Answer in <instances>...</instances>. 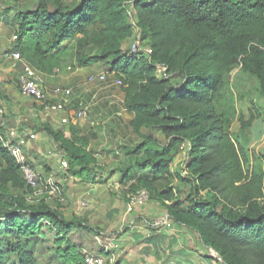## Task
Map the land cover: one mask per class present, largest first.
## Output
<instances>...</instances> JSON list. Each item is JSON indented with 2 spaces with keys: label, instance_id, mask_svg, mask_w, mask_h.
<instances>
[{
  "label": "trees",
  "instance_id": "1",
  "mask_svg": "<svg viewBox=\"0 0 264 264\" xmlns=\"http://www.w3.org/2000/svg\"><path fill=\"white\" fill-rule=\"evenodd\" d=\"M15 5L5 12L14 15L1 19L17 37L10 51L40 73L47 72L50 60L63 58L58 50L66 42H74L76 67L98 65L123 81L129 127L140 138L120 169L129 185L125 199L147 191L174 224L192 230L218 255L210 257L216 264H264V161L249 150L252 120L238 108L250 94L232 82L239 71L256 83L254 92L264 100V0H77L74 6L22 0ZM137 33L151 53L132 54ZM5 100L2 95L0 105ZM29 101L37 106L34 98ZM37 130L65 154L75 177L115 174L98 170L79 129L42 123ZM184 144L187 159L175 173V156ZM39 161L34 167L42 186L53 169L48 160L47 165ZM33 199L34 190L0 141V264H45L46 254L55 263L42 249L41 230L47 225L66 245L55 251L60 264H85L79 252L84 245L95 255H112L85 220L67 221L60 206Z\"/></svg>",
  "mask_w": 264,
  "mask_h": 264
},
{
  "label": "rangeland",
  "instance_id": "2",
  "mask_svg": "<svg viewBox=\"0 0 264 264\" xmlns=\"http://www.w3.org/2000/svg\"><path fill=\"white\" fill-rule=\"evenodd\" d=\"M14 1L16 2L17 7L21 6L22 0H0V31H5L7 33L10 41V47H13V44L16 40L13 39L14 34L10 33V31L5 28L4 20L1 19L4 15H7L5 14L6 10L14 6ZM64 1L70 3L71 6H74L77 3V0ZM13 15L14 12L8 14L7 16L11 17ZM139 38L141 39V34H137L135 36V39L132 40L131 47H133L134 44H137L139 47H141V49H145L147 44L137 41ZM72 57V54H67L61 59H52L48 62V64L46 65L47 72H45V74L47 75L43 74L44 79L47 82L46 87L50 89L56 87H73L77 90L79 88L80 91H76L75 95L80 99L82 97V91L88 92V95L95 94L99 97V99H101L100 104L101 106L103 105L102 109L99 111L97 110L100 105L99 104L97 107L90 109L86 119H75L74 122H72L68 126L63 127H59L57 124H52L45 120H43L42 122L41 119H34L31 113L37 110V106H34V103L32 101L30 102L29 98L24 99L18 104L19 106H21V110L16 109L17 106L14 107V105H12L10 102L11 95L13 94L12 92H15L14 90H16L19 95H22L19 91V87L17 86V79L21 72V68L19 67L20 64L10 62L4 65V68L0 69V71H5L1 72V79H5V82L8 81L9 84L13 86V88L17 89L4 91V86L2 87L3 89H1V96L6 94L10 97L8 101L5 100L7 103H5L4 105H0V107H2L5 112L2 121H5L6 129H3V133L5 135L6 132H10L12 130H15L16 132H19L20 130V132L22 133V131L28 130L32 133L37 134L35 140L31 138L28 140L27 149L29 150L31 158L33 159L30 162L37 164L40 162L39 158H41L47 165L48 158L44 157V155H46L47 157L51 156L52 159L56 160L55 162L51 163L50 166L58 167L59 162L56 157V154L58 153L56 151V144H54L53 141L49 140V138H47L45 135L41 136L39 134L41 132L37 130V125L41 126V123H48L51 127L63 131H69L73 128L79 129L80 137L86 140V149L91 150V153L93 155L99 154V157L96 158L100 167L98 170L101 171L104 169L108 172L113 171L117 175L114 177V179H111V177H109V180H99L101 179L99 176L100 173L97 172L98 174L96 173V176L98 178H96V176H93V179L90 180L95 183H99L97 185L99 187L97 188V191H100L99 193L102 194L100 200H102L101 204H103V207L100 209L93 208L94 206H96L97 202L92 195V198H82L78 203V207L76 206V208H74L69 202V191L70 186L73 189V187L76 185V181H71L69 179H62L61 181L65 189L63 201L57 199L47 200V198L46 201L49 204L51 203L54 208L55 206H60L61 213L67 221H71L75 217L85 220L90 227L95 229L94 231H98L100 232V234H102V238H98L101 237V235L97 234V237L96 234L94 235V237H96L95 240L99 242V245L104 246V248L109 250L108 252L113 251L114 253V251H117V249L119 248V245L125 242V239H128L122 238V235L124 233H126L128 230L132 231L133 226L136 227L139 225H143L155 227L156 223L159 222L166 211L160 204L157 205V203L148 202L147 205L138 207L133 212H128L129 200H125L123 198V192L126 191L127 188H124V190H122V188L120 187L118 182L120 181L118 174H120L121 166L124 167V163L128 158L127 154H130V152L133 151V148L140 141V138L136 134H134L132 128L129 127V122L132 116L123 112V101L125 95L124 91L122 87L119 86L107 87L105 86V84L88 85L89 83L87 82V80L90 75H97L105 70H103L98 65L90 66V69L84 70L82 68L75 67V62ZM1 62L2 61H0V65ZM29 64L33 65L32 63ZM52 68L57 69H55L53 72H49L50 70H52ZM8 73H12L13 75H9ZM110 79V81H112L114 78L111 77ZM232 82L234 83L235 87L243 92H248L250 94V96L243 103H238V108L239 110L243 109L244 113H246L247 119L252 120V127L249 130V150H254L256 152V156L258 158L260 157L261 161L263 162L264 100H262L261 97H259V95L255 94L254 92L256 83L253 80H250L247 76L239 73V71L236 72V76L233 78ZM71 108L74 110V108L76 107L71 106ZM121 111L123 113V116L119 119L115 118L116 113H119ZM28 116L31 117L29 118ZM25 119L27 122L23 123L22 125H18L15 123V120L24 121ZM237 124L238 123H235L233 125V131L237 130ZM156 137L161 143H167V140L165 139L161 131L156 130ZM81 138H78V140H80ZM37 141H40V143L35 144V142ZM43 143H46L47 145H44ZM33 153H37L38 156L33 155ZM187 153L188 145L184 144L181 147L180 153L175 156V161L173 163V172L177 173L182 171L183 164L187 159ZM260 165L257 167H260ZM262 167L264 168V163L262 164ZM60 178L61 177L59 176L56 177L57 180H59ZM104 182L106 183L104 184ZM86 185L88 186V184ZM68 188L69 190L67 192ZM95 188H93V190H95ZM90 189L92 191V188ZM43 199H45V197H43ZM150 206L152 208V211L150 210L151 208H149ZM112 208L117 209L119 213L117 215L114 214V216H112V218L110 219V217H107V214L111 213ZM94 211H96L97 213H95ZM48 226L49 225H47V227ZM47 227H44V229L41 230L40 239H44V244H46L42 245V249L44 250V252H48L50 256L54 255L53 257L54 261H56L55 263L60 264L58 255L57 253H55V251L65 250L66 245L58 243V241H61L62 238L59 237L55 231L51 230V227L50 229ZM116 239H123V242H120V244L117 245V243L114 242V240ZM79 252L82 255H85L87 253H92V255L94 254V252L90 250L87 245H84L82 247V251H80L79 249ZM113 253L112 255H114L116 259L117 257ZM210 253L212 252L210 251ZM41 263L55 264L49 263L47 254L44 256V258L41 259Z\"/></svg>",
  "mask_w": 264,
  "mask_h": 264
},
{
  "label": "built area",
  "instance_id": "3",
  "mask_svg": "<svg viewBox=\"0 0 264 264\" xmlns=\"http://www.w3.org/2000/svg\"><path fill=\"white\" fill-rule=\"evenodd\" d=\"M3 35L4 34L0 32V38L3 37ZM13 39L17 40V37L14 36ZM137 41L141 43L140 38ZM140 51H142L141 47H139L137 44H134L131 51L132 54L137 55ZM145 52L151 53V49L145 48ZM3 59L15 64H21V72L17 79L18 87L22 96L27 99L34 98L36 101L35 103L37 104V110L31 113L34 119H41L42 122L45 120L52 124H57L59 127L68 126L74 122L75 119H86L90 109H93L100 104L101 99H99V97L95 94L88 95V92L82 91L81 99L76 97L75 92L80 91L79 88L78 90L73 87H56L52 89L47 88V82L44 79V75L40 73L34 66L26 62L22 55L18 52L9 51L3 56ZM160 73H162V69L160 70ZM111 77L114 78L112 81H110ZM87 82L89 83L88 85L105 84L107 87L123 86V81L115 77V75H111L108 71H103L97 75H90ZM88 96H90V98H88ZM71 106L76 108L73 110ZM123 112L128 114L125 107L123 108ZM4 115L5 112L3 108L0 107V128L2 129L0 141L2 142V146L16 159L18 165L21 168L24 181L34 190V199H36V201H46L47 198V200L57 199L63 201L64 187L60 179L57 180L56 177L58 173H61L63 179L73 180V176L68 172L70 166L65 154L60 150L57 151L58 153L56 154V157L59 162V170L48 176L41 186L39 182L41 176L38 173L39 171L32 165L35 163L30 162L33 159L31 158L30 152L27 149L28 140L30 138L35 140L37 134L28 130H24L22 133L20 130L19 132L12 130L10 132H6L4 135L3 129H6V123L5 121H2ZM122 116V111L116 113V117L120 118ZM28 117L30 118L31 116ZM26 122V119L24 121L15 120V123L18 125H22ZM37 127L39 126L37 125ZM39 132H41L39 133L40 135H46L43 131ZM43 197H45V199H43ZM128 199V212H133L138 207H143L147 205L148 202H151L150 196L145 190L129 196ZM173 226L174 221L166 212L159 222L156 223V228L158 229H171ZM100 235L102 236V234ZM211 252L216 258H218V255L213 250H211ZM84 256L85 264H116L114 255L107 257L87 253Z\"/></svg>",
  "mask_w": 264,
  "mask_h": 264
},
{
  "label": "crops",
  "instance_id": "4",
  "mask_svg": "<svg viewBox=\"0 0 264 264\" xmlns=\"http://www.w3.org/2000/svg\"><path fill=\"white\" fill-rule=\"evenodd\" d=\"M0 32L4 34L3 37L0 38V61H2L0 65V69H1L5 67L4 65L10 63L8 61H5L4 60L5 58L3 59V56L7 52H9L12 49V47H10L9 44L10 41L7 36V33L5 31H0ZM74 45H75L74 42H66L58 50V52L62 54V57L66 56L67 54H72L73 56ZM72 58L74 60V56ZM82 69L83 70L90 69V67L82 68ZM1 72H5V71H0V88L3 89L2 87L4 86L3 89L4 91L17 89V88H13V86H11L8 81L5 82L4 81L5 79H1ZM8 74L11 75L12 73H8ZM14 91L15 92L11 91L13 93L11 95V98L6 94L4 96L8 97V99L10 98L11 104L14 105V107L17 106L16 109L21 110V106H19L18 104L27 98H25L22 95H19L16 92V90ZM102 107L103 105L101 106L100 104L97 110L98 111L101 110ZM41 136H44V134H41ZM39 143L40 141L35 142V144H39ZM43 144L47 145L46 143ZM44 157L48 158L47 160L49 161V163H53L56 161L52 159L51 156L47 157L46 155H44ZM96 157H99V154H96ZM51 169H53V172H57L59 170V166L58 167L51 166ZM120 174H118L120 180L118 181L119 185L122 188V190H124V188H127L126 189L127 191L129 185H127L124 182V175L122 174L120 175ZM58 176L60 177V173H58ZM99 176L101 178L99 180L102 179L109 180L108 178L110 177L106 173H100ZM115 176L117 175L116 174L112 175L111 179H114ZM96 178L98 177L96 176ZM91 179H93V175H84L82 179L75 177L73 175V180L71 181H76V185L73 187V189L70 186L69 202L74 208H76V206L78 207V203L82 198L85 199L92 198V195L97 202L96 206H94L93 208L100 209L103 207V204H101L102 200H100L102 194L99 193L100 191L99 192L97 191V188H99L97 185L99 183L90 181ZM105 183L106 182H104V184ZM86 184H88V186ZM90 188H92V191ZM93 188H95V190H93ZM68 190L69 188L67 189V192ZM126 191L124 192L126 193ZM124 192H123L124 195L123 198L125 199L126 194ZM149 208H151V206ZM111 210H112L111 213L107 214V217L108 218L110 217V219L112 218V216H114V214L117 215L119 213V211L115 208H112ZM150 210L152 211V208ZM94 212L97 213L96 211ZM122 238H128V239H125V242H123V239L114 240V242H116L117 245H119L120 242H123L122 244L119 245L117 251L115 250L113 253L117 257L116 263L118 264H216V262L214 260H211L210 258L215 256L212 253H210L211 250L207 249L202 244L200 238L192 230L178 224H174V226L171 229H158L156 228V226L155 227L143 226V225H139L136 227L133 226L132 231L128 230L126 233L122 235Z\"/></svg>",
  "mask_w": 264,
  "mask_h": 264
},
{
  "label": "clouds",
  "instance_id": "5",
  "mask_svg": "<svg viewBox=\"0 0 264 264\" xmlns=\"http://www.w3.org/2000/svg\"><path fill=\"white\" fill-rule=\"evenodd\" d=\"M75 67H76V65H75ZM17 86H18V85H17ZM47 138H48V137H47ZM54 144H55V143H54ZM56 151H58V149H56ZM32 165H33V167H34V165H36V163H35V164H32ZM58 166H59V165H58ZM34 168H35V167H34ZM68 172H69V171H68ZM52 173H53V172H52ZM52 173H51V174H52ZM51 174H50V175H51ZM69 174L72 175V173H70V172H69ZM50 175H49V176H50ZM57 176H58V175H57ZM72 176H73V175H72ZM60 177H61V178H60V181H62L63 176L61 175V173H60ZM64 190H65V189H64Z\"/></svg>",
  "mask_w": 264,
  "mask_h": 264
}]
</instances>
